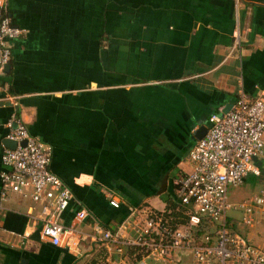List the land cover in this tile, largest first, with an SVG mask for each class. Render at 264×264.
<instances>
[{
    "label": "crops",
    "instance_id": "crops-1",
    "mask_svg": "<svg viewBox=\"0 0 264 264\" xmlns=\"http://www.w3.org/2000/svg\"><path fill=\"white\" fill-rule=\"evenodd\" d=\"M7 11L25 32L0 78V190L15 111L3 99L14 96L74 194L63 224L78 248L42 240L41 205L11 194L0 201V264H132L96 231L129 238L133 229L120 226L132 215L164 212L167 200L180 206L176 182L191 171L197 131L240 93L264 97V0H8ZM253 164L260 175L229 188L231 205L264 193V155ZM240 188L251 197L231 202ZM232 211V229L264 248V218L247 226ZM172 263L194 260L175 252Z\"/></svg>",
    "mask_w": 264,
    "mask_h": 264
},
{
    "label": "built area",
    "instance_id": "built-area-1",
    "mask_svg": "<svg viewBox=\"0 0 264 264\" xmlns=\"http://www.w3.org/2000/svg\"><path fill=\"white\" fill-rule=\"evenodd\" d=\"M7 3H0V78L11 60V41L25 32L13 24ZM3 100L15 110L8 121L7 138L17 146L5 147L2 155L6 170L1 174L0 201L16 194L41 205L45 214L41 239L55 247L76 250L78 245L63 224L74 194L51 170L52 148L29 133L19 114L17 97ZM260 155H264V97L251 99L242 92L228 113L210 116L206 136L189 153L191 171L176 182L181 204L191 206L187 224L171 228L153 214L143 219L132 215L120 226L132 228V237L122 238L119 230L98 229L95 240L115 245L120 257L131 259L132 264H173L175 252L191 255L194 264H264V248L253 246L235 232L229 217L232 210L243 211L244 224L254 225L257 216L264 218V193L237 205L228 201L229 188L241 186L251 173L260 175L253 164ZM110 203L120 206L117 200ZM87 216L85 210L77 213L81 221ZM206 223L212 231L199 235L198 229ZM89 238V234L80 236L81 241Z\"/></svg>",
    "mask_w": 264,
    "mask_h": 264
},
{
    "label": "trees",
    "instance_id": "trees-1",
    "mask_svg": "<svg viewBox=\"0 0 264 264\" xmlns=\"http://www.w3.org/2000/svg\"><path fill=\"white\" fill-rule=\"evenodd\" d=\"M167 203L168 207L166 211L159 212L157 210H153L151 214H153V216H155L156 218H161L163 221L168 222L171 228L187 224L189 220L187 212L189 211V208L191 206H185L183 204L179 206L172 203L170 200H167ZM209 227L210 226H208V224L206 223V225L198 229V234L203 235L206 232H211L212 230ZM131 253V251L128 252V254L130 255Z\"/></svg>",
    "mask_w": 264,
    "mask_h": 264
},
{
    "label": "rangeland",
    "instance_id": "rangeland-1",
    "mask_svg": "<svg viewBox=\"0 0 264 264\" xmlns=\"http://www.w3.org/2000/svg\"><path fill=\"white\" fill-rule=\"evenodd\" d=\"M250 193V192H249ZM249 193H247V190L245 189V188H240V189H231L230 190V193H229V198H230V201L231 202H240V201H242L243 202V200H240V199H245V198H248V197H251V196H249L248 194ZM235 197V198H234ZM241 203V202H240ZM144 209H149L148 208V206H145V208ZM153 210H155V209H150L149 211H151V213H152V211ZM150 213V214H151ZM236 212H234V211H230L229 212V215H233V216H235L236 214H235ZM235 214V215H234ZM238 215V214H237Z\"/></svg>",
    "mask_w": 264,
    "mask_h": 264
},
{
    "label": "water",
    "instance_id": "water-1",
    "mask_svg": "<svg viewBox=\"0 0 264 264\" xmlns=\"http://www.w3.org/2000/svg\"><path fill=\"white\" fill-rule=\"evenodd\" d=\"M9 68V65L6 66V70ZM208 132V128L207 127H201L197 133H196V139L198 140H202L206 134ZM26 143L24 142L23 145H25ZM6 147L7 148H10V149H15L17 144L15 142H12L10 140H6V143H5Z\"/></svg>",
    "mask_w": 264,
    "mask_h": 264
}]
</instances>
